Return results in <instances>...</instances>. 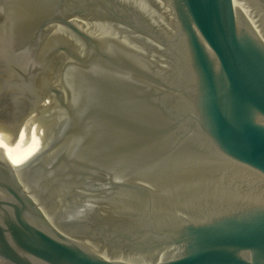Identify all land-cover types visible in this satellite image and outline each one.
I'll list each match as a JSON object with an SVG mask.
<instances>
[{
    "label": "water",
    "instance_id": "1",
    "mask_svg": "<svg viewBox=\"0 0 264 264\" xmlns=\"http://www.w3.org/2000/svg\"><path fill=\"white\" fill-rule=\"evenodd\" d=\"M0 264H264V0H0Z\"/></svg>",
    "mask_w": 264,
    "mask_h": 264
}]
</instances>
